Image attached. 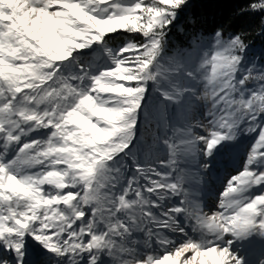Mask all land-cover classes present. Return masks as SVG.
<instances>
[{"label":"snow or ice","instance_id":"obj_1","mask_svg":"<svg viewBox=\"0 0 264 264\" xmlns=\"http://www.w3.org/2000/svg\"><path fill=\"white\" fill-rule=\"evenodd\" d=\"M202 2L0 0V264H264V0Z\"/></svg>","mask_w":264,"mask_h":264},{"label":"trees","instance_id":"obj_2","mask_svg":"<svg viewBox=\"0 0 264 264\" xmlns=\"http://www.w3.org/2000/svg\"><path fill=\"white\" fill-rule=\"evenodd\" d=\"M248 0H204L198 5V11L204 17V26L212 30L218 25L227 24L230 30L245 29L249 32L258 24V17H250L246 13H239V9L246 7ZM236 13V15H233ZM253 47H264V34L261 37L251 36Z\"/></svg>","mask_w":264,"mask_h":264},{"label":"rangeland","instance_id":"obj_3","mask_svg":"<svg viewBox=\"0 0 264 264\" xmlns=\"http://www.w3.org/2000/svg\"><path fill=\"white\" fill-rule=\"evenodd\" d=\"M260 46H255L254 49L259 50ZM148 101H146L147 103ZM141 121H143V117H141ZM250 138L246 136H241L239 141L233 145L229 151L233 154L234 157L239 156L242 152L245 151L247 146L250 145ZM222 174H231L235 175V167L228 166L222 169ZM224 184H226V180L221 183L218 178H214L208 180L202 187L200 192L201 200L203 201V205L207 210H215L216 203H218L219 194L224 191Z\"/></svg>","mask_w":264,"mask_h":264}]
</instances>
